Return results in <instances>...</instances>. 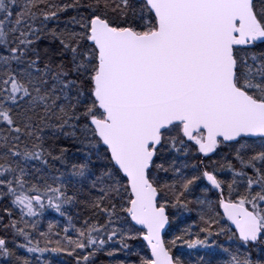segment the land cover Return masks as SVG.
I'll return each mask as SVG.
<instances>
[{
    "label": "snow or ice",
    "instance_id": "1",
    "mask_svg": "<svg viewBox=\"0 0 264 264\" xmlns=\"http://www.w3.org/2000/svg\"><path fill=\"white\" fill-rule=\"evenodd\" d=\"M0 264H264V0H0Z\"/></svg>",
    "mask_w": 264,
    "mask_h": 264
},
{
    "label": "trees",
    "instance_id": "2",
    "mask_svg": "<svg viewBox=\"0 0 264 264\" xmlns=\"http://www.w3.org/2000/svg\"><path fill=\"white\" fill-rule=\"evenodd\" d=\"M55 214H53V216H54ZM52 217L50 216L49 217V219H51ZM56 219L57 220H59V222L61 223V224H64V221H63V219L62 218H60V217H56ZM45 227H46V225H45Z\"/></svg>",
    "mask_w": 264,
    "mask_h": 264
}]
</instances>
